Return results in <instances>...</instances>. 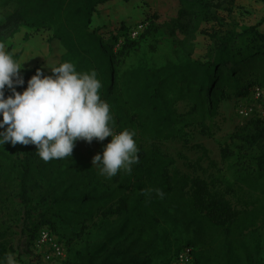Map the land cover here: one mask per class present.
Wrapping results in <instances>:
<instances>
[{"label":"trees","instance_id":"trees-1","mask_svg":"<svg viewBox=\"0 0 264 264\" xmlns=\"http://www.w3.org/2000/svg\"><path fill=\"white\" fill-rule=\"evenodd\" d=\"M109 1L113 0H0V7L8 10L5 26L24 23L51 28L53 39L59 40L76 61L78 72L97 73L102 84L100 97L110 106L113 132L141 129L154 139L173 136L180 115L171 108L168 91L176 93L178 99L190 96L203 123L217 115L223 100L252 94L256 86L264 89V32L256 26L213 34L212 56L204 61L188 56L177 63L132 66L120 74L118 55L135 47L148 31L172 27L169 20L159 22L156 13L136 38L130 36L128 26V40L114 51L90 30L99 6ZM144 3L151 5L149 0ZM185 13L180 7L178 14ZM35 71L22 69L25 83L17 86V91L27 87ZM10 94L6 87L5 96ZM248 125L249 131L235 137L249 146L256 145L257 165L264 171V120L251 118ZM110 140L111 136L98 141V153ZM137 147L139 163L131 166L132 171L121 169L108 179L99 174L76 142L71 157L48 162L37 156L33 144L13 146L6 142L0 145V210L13 194L29 211L42 204L68 226L91 221L97 215L116 216L113 221L102 222L103 236L87 240L80 249H71L69 256L67 251L62 264H167L154 260L169 242V230L161 227L162 221L170 219L177 224L184 210L188 214L184 220L201 234L199 246L197 241L186 244L194 249L192 264H258L264 259L257 227L259 221L264 223V212L260 219L254 210L235 209L214 190L212 181L200 178L191 180L194 189L187 198L185 189L190 179L171 173L174 159L155 146ZM233 154L230 146L221 150L223 160ZM157 189L163 191V198ZM172 204H176L173 212ZM45 223L54 227L50 218ZM43 227L51 230L49 225ZM8 233L0 228V264L7 263L8 249H12Z\"/></svg>","mask_w":264,"mask_h":264},{"label":"rangeland","instance_id":"rangeland-1","mask_svg":"<svg viewBox=\"0 0 264 264\" xmlns=\"http://www.w3.org/2000/svg\"><path fill=\"white\" fill-rule=\"evenodd\" d=\"M149 2L151 5H146L144 0H113L100 5L93 16L90 30L101 36L114 51L120 50L128 40V26L131 36V32L140 26L139 33L149 26L156 13H159V22L170 21L172 29L148 31L137 41L135 47L118 55L116 61L120 74L132 66H159L168 61L177 63L188 56L200 61L209 59L215 44L213 34L216 32H240L251 26L264 32V0ZM180 7L186 12L182 16L178 14ZM7 11L0 7V46L17 63L22 64V69L40 68L45 75H51L50 66H57L65 61L76 66V61L61 42L53 39L51 28L29 27L24 23L5 26ZM126 82L121 80V83ZM166 98L171 108L180 115L173 126V136L154 139L137 129L133 132L136 144L155 146L174 159V165L170 167L171 173L187 175L190 179L189 186L185 189L187 198L194 189L191 180L200 178L212 181L214 190L228 199L235 209L254 210L262 219L264 171L257 165L258 149L256 145L249 146L235 135L249 131L248 120L251 118L264 120V99H256L253 93L225 99L217 115L206 118L201 123L200 113L193 109L194 102L190 96L178 99L176 93L168 91ZM242 109L249 110L251 117L242 116ZM76 143L92 162L100 148L98 140L94 138L88 143L80 139ZM225 146H230L234 154L223 160L221 150ZM11 197L6 207L0 210V228L9 231L8 237L12 245V249H8L6 264H62V260L58 258L46 260L49 248H38L35 244L37 232L43 225L51 227L50 231L63 247L66 258L67 251L69 256L71 249H80L87 240L103 236L102 222L116 218L97 215L91 221L68 226L51 216L44 205L29 211L17 196L12 194ZM175 206L176 204H172L171 212ZM187 215L185 210L180 212L177 224H172L170 219H163L161 227L168 228L169 242L165 251L155 257L156 262L168 263L182 246L200 240L201 234L196 226L184 220ZM48 218L52 219L54 227L45 223ZM257 227L264 255V223L259 221ZM258 264H264V259Z\"/></svg>","mask_w":264,"mask_h":264},{"label":"clouds","instance_id":"clouds-1","mask_svg":"<svg viewBox=\"0 0 264 264\" xmlns=\"http://www.w3.org/2000/svg\"><path fill=\"white\" fill-rule=\"evenodd\" d=\"M50 68L51 75L37 68L27 87L17 91L25 83L22 64L0 46V145L33 144L37 156L48 162L71 157L77 140L91 143L111 136L102 153L93 156L92 165L108 179L121 169L131 172L139 163L135 134L127 129L114 134L97 73L78 72L70 61ZM6 87L11 92L7 97ZM156 192L163 198L162 190Z\"/></svg>","mask_w":264,"mask_h":264},{"label":"built area","instance_id":"built-area-1","mask_svg":"<svg viewBox=\"0 0 264 264\" xmlns=\"http://www.w3.org/2000/svg\"><path fill=\"white\" fill-rule=\"evenodd\" d=\"M139 28H141V26ZM139 28L131 32L132 38H136L138 36ZM253 95L256 99H264V89L260 86L254 87ZM240 114L247 118L251 117V112L247 109H242ZM35 244L38 248H49L48 251H46V260L50 261L54 258L62 260L64 258L63 247L57 242L52 232L46 227L39 230ZM193 261L194 249L192 246L186 245L178 253H176L167 264H192Z\"/></svg>","mask_w":264,"mask_h":264}]
</instances>
